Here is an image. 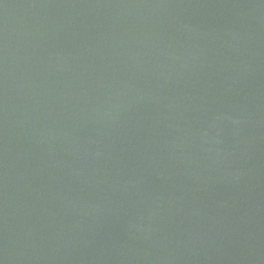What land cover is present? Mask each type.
<instances>
[{
    "label": "water",
    "instance_id": "95a60500",
    "mask_svg": "<svg viewBox=\"0 0 264 264\" xmlns=\"http://www.w3.org/2000/svg\"><path fill=\"white\" fill-rule=\"evenodd\" d=\"M0 264H264V0H0Z\"/></svg>",
    "mask_w": 264,
    "mask_h": 264
}]
</instances>
